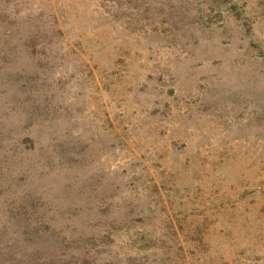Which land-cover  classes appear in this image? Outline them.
I'll return each instance as SVG.
<instances>
[{
    "label": "rangeland",
    "instance_id": "obj_1",
    "mask_svg": "<svg viewBox=\"0 0 264 264\" xmlns=\"http://www.w3.org/2000/svg\"><path fill=\"white\" fill-rule=\"evenodd\" d=\"M0 264H264V0H0Z\"/></svg>",
    "mask_w": 264,
    "mask_h": 264
}]
</instances>
